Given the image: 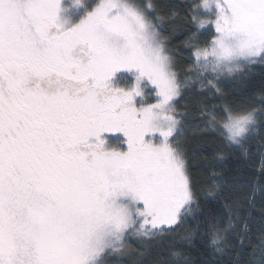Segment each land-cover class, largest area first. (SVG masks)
<instances>
[{
  "label": "snow or ice",
  "instance_id": "obj_1",
  "mask_svg": "<svg viewBox=\"0 0 264 264\" xmlns=\"http://www.w3.org/2000/svg\"><path fill=\"white\" fill-rule=\"evenodd\" d=\"M184 7L192 63L181 78L160 33L177 13L155 0H0V264H112L135 251L130 238L143 245L198 219L180 140L189 89L205 97L196 132L244 156L264 133V89L250 103H214L223 81L264 66V0ZM224 207L226 222H205L220 255L229 236L250 242L248 220ZM250 255L264 264V230Z\"/></svg>",
  "mask_w": 264,
  "mask_h": 264
},
{
  "label": "trees",
  "instance_id": "obj_2",
  "mask_svg": "<svg viewBox=\"0 0 264 264\" xmlns=\"http://www.w3.org/2000/svg\"><path fill=\"white\" fill-rule=\"evenodd\" d=\"M190 2L155 0L161 13H177L175 24L167 18L160 23V33L169 51L177 57V71L181 78L185 76L187 66L192 63L190 52L184 47L186 34H190L193 27L187 19L188 9L184 7ZM209 36L205 32L202 40ZM222 86L225 92L219 100H214L216 107L225 102L237 105L241 102L250 103V98L264 89V66H256L242 79L225 80ZM204 99L197 86V90H187L186 99L179 107V111L186 113V127L180 140L190 162L193 184L200 202V211L196 213L198 219L189 218L176 231L143 245L138 239L130 238L127 243L135 251L115 259L109 257L112 264H142L143 261L147 264H237L238 260L240 264H254L250 252L257 245L260 232L264 230V133L250 141L248 155L244 156L218 135L210 131L196 132L200 127L197 123V109ZM213 183L220 184L224 196H208V186ZM226 200L233 202L241 216L248 220L250 242H246L241 249L235 237L229 236L232 247L220 255L214 253L208 242L205 222L213 216L226 222ZM187 232L192 233L191 241L184 239ZM141 250L144 255L140 254ZM256 251L258 254V248Z\"/></svg>",
  "mask_w": 264,
  "mask_h": 264
},
{
  "label": "rangeland",
  "instance_id": "obj_3",
  "mask_svg": "<svg viewBox=\"0 0 264 264\" xmlns=\"http://www.w3.org/2000/svg\"><path fill=\"white\" fill-rule=\"evenodd\" d=\"M208 35H210L209 33H208ZM126 147V146H125Z\"/></svg>",
  "mask_w": 264,
  "mask_h": 264
}]
</instances>
